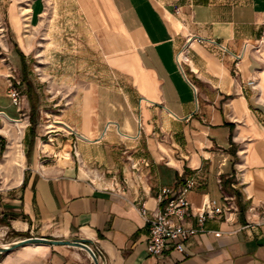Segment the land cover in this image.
<instances>
[{
    "label": "crops",
    "instance_id": "obj_1",
    "mask_svg": "<svg viewBox=\"0 0 264 264\" xmlns=\"http://www.w3.org/2000/svg\"><path fill=\"white\" fill-rule=\"evenodd\" d=\"M27 4L5 5L0 30V122L23 123L25 156L0 264H93L77 239L109 264H264V0ZM20 57L53 90L43 144L10 93ZM180 192L234 208L153 255L141 209Z\"/></svg>",
    "mask_w": 264,
    "mask_h": 264
},
{
    "label": "rangeland",
    "instance_id": "obj_2",
    "mask_svg": "<svg viewBox=\"0 0 264 264\" xmlns=\"http://www.w3.org/2000/svg\"><path fill=\"white\" fill-rule=\"evenodd\" d=\"M1 6H0V12L2 17V25L0 24V30L3 28L1 26L7 27V18L4 15L5 11V5L7 6L9 3H14L15 5L21 6L19 12H25L27 3L29 0H0ZM22 2V3H21ZM8 31V30H7ZM6 31V32H7ZM3 32V31H2ZM0 35L1 32H0ZM11 41L13 39H10ZM16 50L18 51V47L16 44ZM22 57L25 58L23 55ZM21 58V67L20 68V74L22 78L20 81H18V85L22 86V91L18 89L16 86H11V88H15L16 91L19 93V103L18 108L21 112L26 111V117L29 120L28 126L31 128L37 127L38 129V138L36 141L39 144H43L44 142L49 139V137L46 135L45 131L48 129L45 125H47V118H41L40 111L44 109L51 108L52 101L50 97H52V87L47 85L46 81H42V76L40 75L41 71L38 68L39 62L36 60V58L30 59L29 62H24V59ZM24 63L27 65L24 68ZM15 72V71H14ZM23 93L27 96L28 99V105L26 104V107H24L23 104ZM41 94L46 95L49 94V100L46 102L47 106H41ZM68 101L66 99L62 100L59 105H55L56 107H62L66 105ZM14 122V123H13ZM13 123V124H11ZM23 123L20 121H8L6 120L5 123L0 122V138L3 142L2 145H0V163H2V167H0V263L4 260L6 257L3 250L7 245V241H10L11 236H14L16 233H12L11 227H9V220L8 215L5 214V209L7 208L6 204V198H9V192L12 191V188L18 184V182L21 180L22 177V171H23V165H24V152L22 147V139H23ZM19 127V128H18ZM19 129V131H18ZM45 130V131H44ZM5 135H2L4 133ZM27 135L25 136L26 139ZM36 142V143H37ZM34 143V142H33ZM33 143L30 145L31 148L33 146ZM29 147V146H28ZM30 148V149H31ZM8 154V155H7ZM19 156V157H18ZM21 157V158H20ZM21 159V160H20ZM20 160V161H18ZM19 163V164H18ZM66 163V162H65ZM17 235V234H16ZM15 237V236H14Z\"/></svg>",
    "mask_w": 264,
    "mask_h": 264
},
{
    "label": "built area",
    "instance_id": "obj_3",
    "mask_svg": "<svg viewBox=\"0 0 264 264\" xmlns=\"http://www.w3.org/2000/svg\"><path fill=\"white\" fill-rule=\"evenodd\" d=\"M192 37L190 36L187 42H190ZM247 84L254 86L256 79L248 80ZM10 93L13 101L18 104L20 98L18 91L11 88ZM168 192L169 190L165 189L164 196ZM232 201V197H226V205L224 206L219 205L217 200H204L198 206H194L184 195V192H180L167 197L164 210L149 214L147 208L143 207L141 213L147 221L149 230L148 251L153 255H161L166 250L171 249L184 252L189 238L197 232L204 231L206 219L225 215L227 211L234 208ZM191 218H197L196 226L186 224L187 220ZM85 244L92 252L84 247H78L87 252L93 264H109L100 246L89 242H85Z\"/></svg>",
    "mask_w": 264,
    "mask_h": 264
},
{
    "label": "water",
    "instance_id": "obj_4",
    "mask_svg": "<svg viewBox=\"0 0 264 264\" xmlns=\"http://www.w3.org/2000/svg\"><path fill=\"white\" fill-rule=\"evenodd\" d=\"M38 241V239H28V240H24V241H21L20 242V244H23V243H25V242H37ZM66 242H68V243H71V244H73V245H75V246H81V247H84V248H86L87 250H89L90 252H92L91 251V249L88 247V246H86V244H85V242L87 243V241H85V240H81V239H77V240H73V241H66ZM1 249V248H0ZM8 248L7 247H5V248H3V250H7Z\"/></svg>",
    "mask_w": 264,
    "mask_h": 264
},
{
    "label": "bare ground",
    "instance_id": "obj_5",
    "mask_svg": "<svg viewBox=\"0 0 264 264\" xmlns=\"http://www.w3.org/2000/svg\"><path fill=\"white\" fill-rule=\"evenodd\" d=\"M14 123V122H13ZM19 128V127H18ZM18 131H19V129H18ZM8 155V154H7ZM19 157V156H18ZM21 158V157H20ZM21 160V159H20ZM20 160H18V161H20ZM19 164V163H18ZM0 166L2 167V165L0 164Z\"/></svg>",
    "mask_w": 264,
    "mask_h": 264
}]
</instances>
